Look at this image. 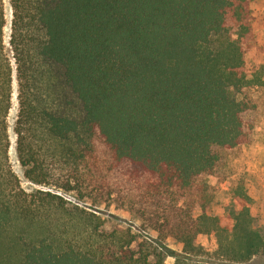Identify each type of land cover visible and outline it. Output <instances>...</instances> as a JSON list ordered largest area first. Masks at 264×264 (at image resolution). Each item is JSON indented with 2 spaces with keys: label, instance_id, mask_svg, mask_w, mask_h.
Returning <instances> with one entry per match:
<instances>
[{
  "label": "trees",
  "instance_id": "1",
  "mask_svg": "<svg viewBox=\"0 0 264 264\" xmlns=\"http://www.w3.org/2000/svg\"><path fill=\"white\" fill-rule=\"evenodd\" d=\"M252 1L9 0L6 40L0 0L3 159L15 80L12 133L26 180L114 204L142 231L181 245L107 231L57 194L17 185L14 201L0 204V264H223L208 253L243 264L264 252L243 183L227 167L264 122V83L246 65L256 47ZM64 89L79 103L76 117L64 113ZM224 187L240 204L229 231L208 213ZM35 201L60 216L49 223Z\"/></svg>",
  "mask_w": 264,
  "mask_h": 264
},
{
  "label": "rangeland",
  "instance_id": "2",
  "mask_svg": "<svg viewBox=\"0 0 264 264\" xmlns=\"http://www.w3.org/2000/svg\"><path fill=\"white\" fill-rule=\"evenodd\" d=\"M4 14L6 24L4 27V36L7 40L11 22V9L9 6V0H3ZM251 9L254 16V29L256 33V47L253 48L246 57L247 70L250 75L258 77L261 82L264 83V0H253L251 3ZM11 98V109L7 117V132L9 136V148L7 153V161L3 159L0 153V204L4 202L12 203L14 201L15 191L17 185L23 189L26 194H34L36 191L49 192L50 194H57L62 198L67 207H78L84 211L94 213L103 223L102 227L107 231L112 230H130L137 237L138 241L149 238L156 241L157 235L153 232L142 231L140 221L129 213L127 210L118 209L114 204L91 206L87 200H78L73 193H62L60 190L52 185H57L55 182L48 181L45 184H34L26 180L23 176L22 169L17 161L14 150V135L12 133V125L15 119L17 110L16 104V86L15 80L13 82ZM232 94L236 99L240 100L241 96L236 94L231 89ZM64 97V113L77 116L80 112V106L73 94L67 89L63 91ZM63 163H66L63 162ZM63 164L59 166L49 167L48 175L57 177L61 174ZM228 169L234 171L236 179L242 181L246 194L249 197V201L246 202L249 208L250 215L253 219V227L261 234L264 235V122L254 128L253 140L249 145L241 148V153L237 158L227 161ZM217 179L213 176L207 178V183L214 186ZM36 205L41 206L42 218L48 216L50 218L49 223L55 221L51 218L60 216L57 209L50 203L45 201H35ZM240 207L226 187L219 189L216 192V199L214 204L208 209L209 215L217 217L219 219V225L221 228L228 230L232 226V214ZM161 241V245L166 246L173 251H180V244L171 239H158ZM197 240L202 245L213 248L214 242L206 235H199ZM211 263H223L231 264L229 261L217 257L213 253L205 255ZM173 258L167 257L164 260V264H172ZM243 264H264V252L254 256L246 263Z\"/></svg>",
  "mask_w": 264,
  "mask_h": 264
},
{
  "label": "crops",
  "instance_id": "3",
  "mask_svg": "<svg viewBox=\"0 0 264 264\" xmlns=\"http://www.w3.org/2000/svg\"><path fill=\"white\" fill-rule=\"evenodd\" d=\"M208 237V236H207ZM209 238V237H208ZM201 244V243H200ZM202 245V244H201ZM181 246V245H180ZM202 246H204V245H202ZM206 247V246H205ZM209 248V247H208ZM180 251H181V248H180ZM180 251H178V252H180Z\"/></svg>",
  "mask_w": 264,
  "mask_h": 264
}]
</instances>
